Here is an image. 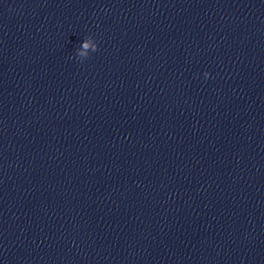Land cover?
Returning a JSON list of instances; mask_svg holds the SVG:
<instances>
[{
    "label": "clouds",
    "instance_id": "9594fccd",
    "mask_svg": "<svg viewBox=\"0 0 264 264\" xmlns=\"http://www.w3.org/2000/svg\"><path fill=\"white\" fill-rule=\"evenodd\" d=\"M91 48V52H96L98 50V44L97 43H90V41L85 40L83 41L81 48L77 51V56H86V52L84 50ZM89 56H87L88 58ZM208 73H205V76L207 77Z\"/></svg>",
    "mask_w": 264,
    "mask_h": 264
}]
</instances>
